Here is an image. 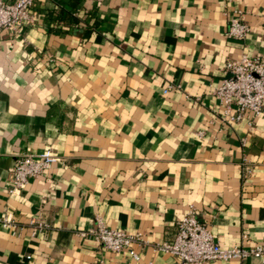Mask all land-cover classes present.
Returning a JSON list of instances; mask_svg holds the SVG:
<instances>
[{"label": "crops", "instance_id": "obj_1", "mask_svg": "<svg viewBox=\"0 0 264 264\" xmlns=\"http://www.w3.org/2000/svg\"><path fill=\"white\" fill-rule=\"evenodd\" d=\"M55 7L76 23L50 31L42 15ZM233 10L244 40L225 36ZM32 11L34 23L0 33V216L22 226H0V264H180L75 232L99 216L169 241L190 207L220 245L264 244V104L251 127L222 124L213 92L227 59L264 57V0H35ZM46 147L63 164L10 193L15 159ZM32 218L50 228L32 235Z\"/></svg>", "mask_w": 264, "mask_h": 264}, {"label": "built area", "instance_id": "obj_2", "mask_svg": "<svg viewBox=\"0 0 264 264\" xmlns=\"http://www.w3.org/2000/svg\"><path fill=\"white\" fill-rule=\"evenodd\" d=\"M35 0H0V33H18L28 23L35 22L32 8ZM250 30L241 10H233L225 32L229 39L244 40ZM178 85L168 84L163 93ZM214 95L221 108L219 122L229 124L245 121L253 126L262 114L264 104V57L243 52L238 58H229L223 67V77L214 88ZM203 131H198L202 135ZM61 163L51 147L38 153H27L15 159L9 178V192L22 190L29 178L37 177L52 166ZM244 175L251 173L249 160L243 157L241 163ZM0 226L12 234H19L22 229L12 213L0 216ZM31 234L50 228L47 222H38L34 218L28 221ZM176 234L172 240L150 243L141 231L127 232L110 228L99 216L94 223L75 234L83 239H91L102 248L111 252H127L133 260H138L140 252L147 246L153 251L172 255L180 264H210L214 260H238V264L249 258L264 262V244L253 246L235 245L225 247L215 240L208 225L199 220L195 208L190 207L176 222ZM98 264H103L100 260Z\"/></svg>", "mask_w": 264, "mask_h": 264}, {"label": "trees", "instance_id": "obj_3", "mask_svg": "<svg viewBox=\"0 0 264 264\" xmlns=\"http://www.w3.org/2000/svg\"><path fill=\"white\" fill-rule=\"evenodd\" d=\"M42 19L44 23L49 27L50 31L53 29L54 31H60V29H56L55 26L56 24H59L61 22L67 21L70 24L71 23H76V19L72 18L69 14L64 12V10L60 7H55L51 10H46L43 15Z\"/></svg>", "mask_w": 264, "mask_h": 264}]
</instances>
